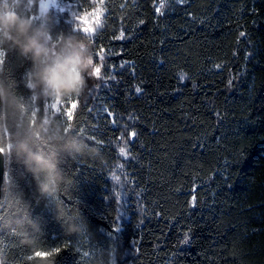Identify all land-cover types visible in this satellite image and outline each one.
Listing matches in <instances>:
<instances>
[{"label":"trees","instance_id":"16d2710c","mask_svg":"<svg viewBox=\"0 0 264 264\" xmlns=\"http://www.w3.org/2000/svg\"><path fill=\"white\" fill-rule=\"evenodd\" d=\"M59 1L103 10L88 35L49 8L52 44L76 35L100 76L92 65L83 92L57 111L29 103L85 154L61 158L50 200L12 165L39 228L0 227V264H26L37 250L54 253L39 264H264V0H182L159 13L157 0ZM29 67L15 51L0 55V77L22 97ZM115 175L132 202L122 216Z\"/></svg>","mask_w":264,"mask_h":264},{"label":"clouds","instance_id":"9594fccd","mask_svg":"<svg viewBox=\"0 0 264 264\" xmlns=\"http://www.w3.org/2000/svg\"><path fill=\"white\" fill-rule=\"evenodd\" d=\"M33 8L38 20L33 19ZM52 41L49 9H40L38 0H0V53L15 51L22 62L30 64L23 75L28 97L16 92L13 79L0 77V148L4 149L0 152V227L25 233L38 230L39 226L10 174L12 165H19L30 174L40 196L50 200L64 181L59 167L61 158L85 154V142L29 103H56L79 96L92 69V56L76 35L57 37L55 47ZM88 149L92 147L88 145ZM55 208L63 218L64 208L59 203ZM39 259L26 264H39ZM47 264H52V259Z\"/></svg>","mask_w":264,"mask_h":264},{"label":"rangeland","instance_id":"374dc122","mask_svg":"<svg viewBox=\"0 0 264 264\" xmlns=\"http://www.w3.org/2000/svg\"><path fill=\"white\" fill-rule=\"evenodd\" d=\"M182 0H157L155 7L156 11L163 12L166 7L169 4H174V3H179ZM39 8L40 9H46V8H51L52 10H55L59 14H65L66 18L73 23L74 27L81 31L82 33L92 35L95 33L97 28L100 26L102 22V17L104 15L103 10L100 8L95 9L92 12L88 13H81L77 10V7L72 4H66L62 3L59 0H39L38 1ZM33 19H39V15H33ZM85 28H91L93 31L88 33V32H83L82 30ZM53 47L55 45L53 44ZM96 79H99V77H95ZM45 103V109L47 112H54L60 109L59 107L62 106V101L61 102H56V103H49L48 101H44ZM73 107V105H72ZM74 108V107H73ZM125 134V135H124ZM124 137L122 139H126V142L129 143L133 139V134L128 133L126 131L123 132ZM123 149L124 155H121V150ZM120 156L121 160H125L127 157L126 149H125V144L122 141L120 143ZM121 167V164L118 166ZM122 178L119 175H115L112 179L111 183V189L110 192L114 196V198L117 201L118 204V210H119V215L122 216L123 214H129V211L131 210L132 202L130 201L129 195L126 194L124 185L121 182Z\"/></svg>","mask_w":264,"mask_h":264},{"label":"snow or ice","instance_id":"6c2138e0","mask_svg":"<svg viewBox=\"0 0 264 264\" xmlns=\"http://www.w3.org/2000/svg\"><path fill=\"white\" fill-rule=\"evenodd\" d=\"M82 31H83V32H88V33H90V32H92L93 30H92L91 28H85V29H83ZM241 35H243V33H241ZM0 55H3V53H0ZM90 63L93 65V71H92L91 74H92V75H95V76H97V77H99V76H100V69H99V67H96V66L93 64V59L90 61ZM136 91L139 92L140 89L137 88ZM73 107H75V105H73ZM71 115H72V113H71V111H69V112H68V116L71 117ZM124 154H125V153H124V151H123V149H122V150H121V155H124ZM193 200H195V197H193ZM57 251H58V250H57ZM52 255H54V253H52V252H50V253H46V252L39 251V250H37V251L35 252V257H39V258H41V259L47 258V257L52 256Z\"/></svg>","mask_w":264,"mask_h":264},{"label":"water","instance_id":"95a60500","mask_svg":"<svg viewBox=\"0 0 264 264\" xmlns=\"http://www.w3.org/2000/svg\"><path fill=\"white\" fill-rule=\"evenodd\" d=\"M0 152H2V150L0 149ZM2 176H3V168L2 166H0V180H2ZM2 182V181H0Z\"/></svg>","mask_w":264,"mask_h":264}]
</instances>
